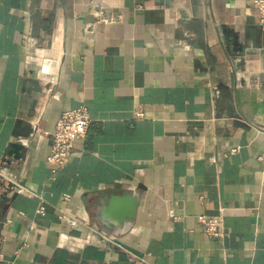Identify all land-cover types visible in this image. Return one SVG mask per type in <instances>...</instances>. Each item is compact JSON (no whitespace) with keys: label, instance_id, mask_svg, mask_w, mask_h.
<instances>
[{"label":"crops","instance_id":"obj_1","mask_svg":"<svg viewBox=\"0 0 264 264\" xmlns=\"http://www.w3.org/2000/svg\"><path fill=\"white\" fill-rule=\"evenodd\" d=\"M95 6L120 20L96 23ZM256 6L0 0V264H264ZM79 107L85 139L52 174L44 133ZM217 215L222 240L198 223ZM90 227L122 249L103 247Z\"/></svg>","mask_w":264,"mask_h":264},{"label":"built area","instance_id":"obj_2","mask_svg":"<svg viewBox=\"0 0 264 264\" xmlns=\"http://www.w3.org/2000/svg\"><path fill=\"white\" fill-rule=\"evenodd\" d=\"M96 17V23L109 24L120 20L119 15H115L101 7H93ZM256 23L260 30L264 33V0H257L256 6ZM133 119L139 120L144 117L143 110L138 107L134 109ZM90 123L89 114L84 107L62 112L57 119L52 132L44 133L50 139V148L45 158V163L49 167L52 174L65 167L68 163L71 153L77 142L83 141L86 136L87 128ZM237 149L231 150L235 153ZM0 178L7 180L8 178L0 171ZM61 203L67 204L70 199L68 195L61 197ZM36 214L39 216L45 215V207L42 203L36 209ZM58 218L65 219L64 210H59ZM198 223L203 227L204 233L211 239L222 240L227 237L228 233L224 229L222 215L213 217L199 216ZM88 230L95 236L100 238L103 247L114 246L122 249V246L114 238L101 236L97 230L91 227Z\"/></svg>","mask_w":264,"mask_h":264},{"label":"water","instance_id":"obj_3","mask_svg":"<svg viewBox=\"0 0 264 264\" xmlns=\"http://www.w3.org/2000/svg\"><path fill=\"white\" fill-rule=\"evenodd\" d=\"M127 200V199H126ZM125 199L122 200L124 202ZM128 208H127V215H126V220L128 224L130 225L133 220L135 219L137 208L139 205V194L138 193H132L131 197L128 198Z\"/></svg>","mask_w":264,"mask_h":264}]
</instances>
